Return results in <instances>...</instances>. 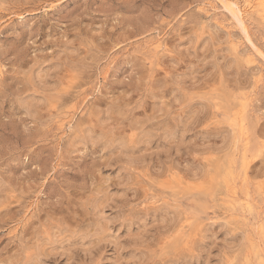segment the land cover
Masks as SVG:
<instances>
[{"label":"rangeland","instance_id":"374dc122","mask_svg":"<svg viewBox=\"0 0 264 264\" xmlns=\"http://www.w3.org/2000/svg\"><path fill=\"white\" fill-rule=\"evenodd\" d=\"M246 13L0 0V264H264V18Z\"/></svg>","mask_w":264,"mask_h":264},{"label":"bare ground","instance_id":"6f19581e","mask_svg":"<svg viewBox=\"0 0 264 264\" xmlns=\"http://www.w3.org/2000/svg\"><path fill=\"white\" fill-rule=\"evenodd\" d=\"M244 1V0H243ZM221 2L223 3V5L227 8V9H230L231 7V4L232 5H237L238 7V10H239V19L237 20L239 25H241L243 27L244 30H246V26H245V16L248 15L246 12L251 9L253 11H256L257 13L260 14V16H262L264 18V0H246V5L245 7H241L240 4L236 3V2H233L232 0L226 2L224 0H221ZM46 3V2H45ZM244 4V3H243ZM251 13V12H250ZM253 13V12H252ZM240 26V27H241ZM255 48V47H254ZM259 50V49H258ZM259 52V51H258ZM156 57V56H155ZM244 59V58H243ZM163 62V61H162ZM235 113V112H234ZM75 116V115H74ZM68 120V119H67ZM244 136V135H242ZM227 137V136H226ZM229 137V136H228ZM240 156V155H239ZM237 160V159H236ZM246 160V159H245ZM247 162V160H246ZM231 163V162H230ZM244 163V162H243ZM229 166V165H228ZM227 166V167H228ZM232 170V168H231ZM229 172V170H228ZM227 174V172H226ZM231 177V176H230ZM226 178V177H225ZM228 180V179H227ZM231 182V181H230ZM234 182V181H233ZM233 182L229 185L227 183V188H230V186L232 185V188L229 192V200L230 202L232 203L233 201L235 202H239L241 204V206L244 208V209H251V206L254 205L252 203H250L252 197L250 198L249 197V192H245L244 195H239L238 192H237V188L235 187V184L233 185ZM249 182V181H248ZM236 188V190H235ZM261 192V191H260ZM38 196V194H37ZM227 196V195H226ZM251 196V195H250ZM35 197V196H34ZM226 198V197H225ZM227 200V199H226ZM233 200V201H232ZM253 202V200H252ZM255 202V201H254ZM191 203V202H190ZM256 203V202H255ZM196 207V206H195ZM26 211V210H25ZM233 211V210H232ZM237 211V210H236ZM256 212V210H255ZM26 214V213H25ZM216 216V215H215ZM250 218V217H249ZM214 220V219H213ZM253 220V218H252ZM263 220V219H262ZM254 221V220H253ZM250 222V221H249ZM242 223V222H241ZM256 223V222H255ZM19 228V227H18ZM261 254V253H260ZM259 254V255H260Z\"/></svg>","mask_w":264,"mask_h":264}]
</instances>
